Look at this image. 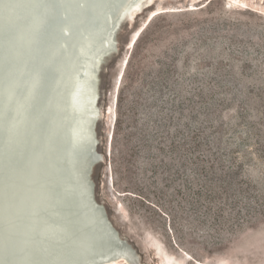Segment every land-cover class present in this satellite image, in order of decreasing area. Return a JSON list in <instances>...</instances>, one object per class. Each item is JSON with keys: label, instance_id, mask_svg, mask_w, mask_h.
Here are the masks:
<instances>
[{"label": "rangeland", "instance_id": "obj_1", "mask_svg": "<svg viewBox=\"0 0 264 264\" xmlns=\"http://www.w3.org/2000/svg\"><path fill=\"white\" fill-rule=\"evenodd\" d=\"M148 1L99 74L94 200L141 264H264V0Z\"/></svg>", "mask_w": 264, "mask_h": 264}, {"label": "bare ground", "instance_id": "obj_2", "mask_svg": "<svg viewBox=\"0 0 264 264\" xmlns=\"http://www.w3.org/2000/svg\"><path fill=\"white\" fill-rule=\"evenodd\" d=\"M105 1L0 0V264H141L95 202L90 178L86 180L92 203L115 240L103 230L91 233L92 243L86 239L89 203L85 196L81 202L73 198L79 211L67 213L68 196H75L69 188L75 182L71 166L77 156L68 155V132L77 118L71 113L63 132L59 131L65 111L57 106L72 112V94L84 82L83 65L92 54L99 55L105 44L114 43L112 26L102 22ZM148 2L112 0L107 5L113 17L130 9L127 17L131 18ZM158 13L153 12L149 20ZM68 29H73L69 38L63 34ZM90 29L97 38L83 50L82 35ZM139 33L132 35L130 46ZM90 139L92 151L82 161L86 171L87 163L97 157L94 131ZM43 204L48 206L49 227L37 219L36 210Z\"/></svg>", "mask_w": 264, "mask_h": 264}, {"label": "water", "instance_id": "obj_3", "mask_svg": "<svg viewBox=\"0 0 264 264\" xmlns=\"http://www.w3.org/2000/svg\"><path fill=\"white\" fill-rule=\"evenodd\" d=\"M112 0L105 1V3L102 4V8L104 10L103 12V24H105V27L112 26V31L110 33L111 39L114 40V43L110 46H107L105 44V48L99 53V55L92 54L89 58L87 66L83 65V73H82V79H84V82L80 84V89L75 90V93L72 95L74 97V106H72V112L69 111V109H63L59 106L58 109L65 113L60 119L61 128H59V131L63 132L64 126L67 121H70L71 113H75L76 115V124L77 127L75 128L76 124H70V133L68 132V137L71 136V147L69 149V154H75L76 157L74 160V164L71 166L72 172V180L75 181L74 184L70 185L69 190L73 191L74 197L69 194L67 199L68 204V212L74 215V212L76 213L79 211V209H76V204H73L72 201L73 198L82 201V198L85 196L88 201V208L85 210V214L88 220V229L84 230L88 233L85 234L86 239L89 241V243L93 242L92 234H94L96 231L102 230L107 234L108 236H111L113 240H115L114 235L111 233L109 229H107L106 222L103 219L102 213L95 208V206L92 203L91 197H90V189L88 186L87 178H90L91 172L93 167L101 162V157L97 155L94 159H92L89 163H87V171L84 167L83 157L85 154L92 151V144H91V133L95 130V127L99 121L100 113L98 111V101H99V74L100 71L104 65V63L108 60V58L113 55L116 50V36L118 31L120 30L122 24L129 18L127 17L128 14H130V9L127 10L125 14H121L118 18L112 16V11L107 5ZM185 8H171L167 10H177L182 11ZM175 12V11H170ZM81 23L84 26H88L87 21H81ZM63 34L65 37H71L73 34V29H68L63 31ZM97 33L94 29H90L87 33L82 35V48L83 50L86 49V45L91 43V40H94V38H97ZM64 45V44H62ZM89 50V48H87ZM82 72V70H81ZM75 77V76H74ZM96 84V86H94ZM96 87V88H95ZM96 89V98H94V90ZM73 96H71L70 100L72 103ZM75 103L77 105L75 106ZM96 105V108H94ZM74 118V117H73ZM21 123V122H19ZM73 123V122H72ZM75 128V129H74ZM77 139V141H76ZM69 141V140H68ZM78 142V143H77ZM77 143V144H76ZM76 145V146H75ZM69 147V145H68ZM96 149V145L94 147ZM59 163V162H58ZM47 191L50 190V188H46ZM63 191L66 193V189L63 188ZM93 192V189H92ZM72 193V192H71ZM39 209L36 210L37 219L41 222V225L44 224V226H51V224L46 220L47 218V211L48 206L43 204L39 205ZM80 208V206H78ZM76 209V210H75ZM92 219V220H91ZM91 220V222H90ZM71 221H69V224L67 226H70ZM86 223V222H85ZM53 226V224H52ZM79 229V228H78ZM90 232V233H89ZM118 234V233H117ZM104 235V234H103ZM119 236V235H118Z\"/></svg>", "mask_w": 264, "mask_h": 264}]
</instances>
